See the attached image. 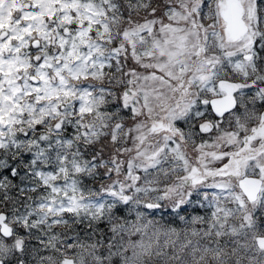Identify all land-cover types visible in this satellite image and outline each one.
Listing matches in <instances>:
<instances>
[{
	"label": "snow or ice",
	"instance_id": "6c2138e0",
	"mask_svg": "<svg viewBox=\"0 0 264 264\" xmlns=\"http://www.w3.org/2000/svg\"><path fill=\"white\" fill-rule=\"evenodd\" d=\"M262 85L264 0H0V264H264Z\"/></svg>",
	"mask_w": 264,
	"mask_h": 264
},
{
	"label": "trees",
	"instance_id": "16d2710c",
	"mask_svg": "<svg viewBox=\"0 0 264 264\" xmlns=\"http://www.w3.org/2000/svg\"><path fill=\"white\" fill-rule=\"evenodd\" d=\"M262 86H264V85H262ZM208 111L211 112L209 106H208ZM181 127H183L184 129L187 130V127H184V126H181ZM199 138L202 140V136H199L196 139H199ZM138 173H141V171H138ZM105 182H106L105 179H97L95 181H93L91 179L85 180L82 184L85 195L88 194L89 189H92L93 191H98L100 184L101 183L105 184ZM161 187H162V185H161ZM153 195H155V193ZM188 211L192 215H201V216H205V217L210 216V212H211V211H209L208 208H199V207H192V206H190L188 208ZM183 214L184 213H181V215H183ZM121 215H127V218L129 220L135 219L134 213H132L130 215L127 213H121ZM146 218L154 221L153 227H151L148 231L149 236H151L152 232L155 229L160 230L158 243L161 246H164L165 242L169 239H172V240L177 239L175 236L169 237V236H166L164 234L170 228H174L180 233V240L182 241L185 229H190L192 227H196V228L203 227V225H201V224L191 225L190 223H186L185 221L179 220V218L177 216H175V214L172 213L169 209H164L163 211H159V212H155V213H146ZM144 222H146V221H144ZM101 227H104V225H101ZM55 231L59 232V231H61V229H56ZM140 238L141 237L139 234H136V235H133L130 237V239L132 241H138V240H140ZM128 239H129V237L125 236V241H127ZM146 239H147V237H146ZM81 240H83L84 242H87V243L92 242V240L90 238L86 237L82 232H81ZM69 242H71V241H69ZM201 243L202 244L208 243V241L202 240ZM164 251H167L169 254H171V252H172L171 246L169 245V246L165 247ZM43 254L44 255H48V254L58 255L55 253H48V252H45ZM70 254H72V256H73L75 254V250H69L68 255H70ZM151 264H162V261L160 259L153 258Z\"/></svg>",
	"mask_w": 264,
	"mask_h": 264
},
{
	"label": "rangeland",
	"instance_id": "374dc122",
	"mask_svg": "<svg viewBox=\"0 0 264 264\" xmlns=\"http://www.w3.org/2000/svg\"><path fill=\"white\" fill-rule=\"evenodd\" d=\"M154 2H155V0H154ZM207 2H208V0H206V3H207ZM177 7H178V5H177ZM205 11H207V9H205ZM142 15H143V14H142ZM157 17H163V11H162V10L159 11V12L157 13ZM150 18H151V17H150ZM163 19H164V23H169V21H168V19H167L166 17H163ZM141 22H142V21H141ZM179 26L183 27V26H185V25H184L183 23H181V25H179ZM157 28H158V26H157ZM157 38H160L158 32H157ZM139 50L142 51V49H139ZM217 54H219V53H217ZM193 59H194V57H193ZM234 59H242V56H239V55H238V56L235 57ZM142 62H143V63H155V60H152V59H150V58L145 57V58H143V61H142ZM128 68H134V69L136 70V72H137V73H140L141 75H148V74H150V73L153 72V71H156L157 75H161V74H162V73H160L159 70H157V69L141 67V65H140L139 63L135 62V61L131 58L130 55H129V58H128L127 62H126V70H127ZM105 71H108V69H105ZM229 79L238 80V79H240V78L237 77V76H235V75L233 74V75H231V76L229 77ZM254 91H255V89H253V92H252V93H249V95L253 94ZM211 97H212L211 94H207V96H206L207 99H210ZM249 107H251V105H250ZM256 107H257V110H258V111H264V104H257ZM102 110H103V109H102ZM237 114L242 116V121H241V122H246V124H247V126H248L249 128L255 126V124L257 123L256 120H247V121H245V120L243 119V109H237ZM127 115H128V114L125 113V116H127ZM161 115H163V114H161ZM140 119H144V117H141ZM178 126H179V127H181V126L187 127V126L184 125L182 122H178ZM128 127H132V121H131L130 119H129V120H126V122H125V128H128ZM221 127L224 128L226 131H234V130H235V127H236V126H235V121H233L231 125L225 123V124H223ZM181 128H183V127H181ZM187 130H188V129H187ZM187 130L185 129V131H187ZM132 135H135V133H133ZM216 135H219V133H217V132L214 131V132L211 134V137L208 136V135H204V136H202V140H207L209 143H211V142H212V137H215ZM243 135H244V133L241 132V133H240V138H242ZM108 139H109V138H105V142H106ZM159 139H160L159 136L154 137V138H152V142L155 143V141H156V140H159ZM202 140H201L200 138H199V139H196V144H199ZM258 144H259V141H254V142H253V146H258ZM121 146H123V147H128V148H133V143H132V139H131V137H129V138L127 139V142H126V143H123ZM194 147H195V145H193L191 142H189V144L184 148V150H185V151L187 152V154H188V158H189L190 161H192V162L195 161V158H196V156H197V153L193 150ZM205 150H206V151H213V150H216V149H213V148H206ZM219 150H220V151H235L236 148H235V147H231V146H222L221 149H219ZM134 155H135V150H133L132 153H129L127 156L122 157V158L127 159L129 156H134ZM226 163H228V158H225V159L220 160V161H214L210 166H211V167H216V168H218V167H222V166H223L224 164H226ZM137 174L143 176V173H142V172H141V173H138V172H137ZM178 174H179V175H183L184 173L180 172V173H178ZM113 178H115V177H113ZM58 183H61V184H62V181H59ZM107 183H110V181L106 180L105 184H107ZM140 183H142V181H141ZM81 187H82V185H81ZM82 188H83V187H82ZM165 203H166V202H165ZM209 211H211V209H209ZM69 256H72V254H70Z\"/></svg>",
	"mask_w": 264,
	"mask_h": 264
},
{
	"label": "flooded vegetation",
	"instance_id": "af4514ba",
	"mask_svg": "<svg viewBox=\"0 0 264 264\" xmlns=\"http://www.w3.org/2000/svg\"><path fill=\"white\" fill-rule=\"evenodd\" d=\"M211 98H212V97H211ZM211 98H210V99H211ZM210 99H209V100H210ZM209 107H210V105H209ZM210 110H211V107H210Z\"/></svg>",
	"mask_w": 264,
	"mask_h": 264
},
{
	"label": "water",
	"instance_id": "95a60500",
	"mask_svg": "<svg viewBox=\"0 0 264 264\" xmlns=\"http://www.w3.org/2000/svg\"><path fill=\"white\" fill-rule=\"evenodd\" d=\"M211 99H213V97H212ZM211 99H210V100H211ZM210 107H211V106H210Z\"/></svg>",
	"mask_w": 264,
	"mask_h": 264
}]
</instances>
